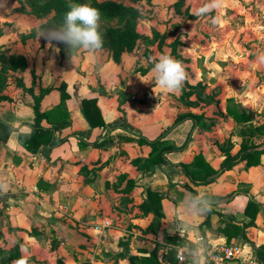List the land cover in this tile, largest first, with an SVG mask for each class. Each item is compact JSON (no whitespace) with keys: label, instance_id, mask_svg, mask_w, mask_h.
Wrapping results in <instances>:
<instances>
[{"label":"crops","instance_id":"crops-1","mask_svg":"<svg viewBox=\"0 0 264 264\" xmlns=\"http://www.w3.org/2000/svg\"><path fill=\"white\" fill-rule=\"evenodd\" d=\"M164 1L153 0L162 7ZM175 2L165 3L172 33L145 52H123L120 64L97 50L73 54L72 62L69 55H42L23 75L0 71V121L13 128L0 142V177L8 183L0 194V248L19 245L17 259L33 264H129V256L156 249L162 258L173 247L164 242L169 236L183 242L177 255L199 242L206 264L208 249L224 243L240 244L244 261L264 264V66L256 63L264 53V0H225L204 17L196 15L204 0ZM160 54L179 60L188 74L177 92L155 83L151 58ZM41 96L47 117L39 125L54 131V145L33 153L27 143ZM87 98L98 99L104 127L92 129L83 116ZM160 138L155 152L140 143ZM245 144L260 151L258 165L241 161ZM161 152L167 162L148 168ZM197 155L214 170L228 157L237 164L195 186L181 165ZM187 186L211 208L187 217L192 231L170 235L193 196ZM148 189L162 195L161 221L142 210ZM250 201L259 209L254 219L246 213ZM231 224L245 227L229 239L221 230ZM176 258L193 264L187 254L184 263Z\"/></svg>","mask_w":264,"mask_h":264},{"label":"rangeland","instance_id":"rangeland-1","mask_svg":"<svg viewBox=\"0 0 264 264\" xmlns=\"http://www.w3.org/2000/svg\"><path fill=\"white\" fill-rule=\"evenodd\" d=\"M63 2L68 8L69 3H79L77 0H50L51 7L43 4L38 8L23 7L18 2L9 0H0V9L6 13L0 16V71L11 73V76L25 74L32 68H36L40 63L42 55L49 56L53 53L61 54L64 51L67 56V45H61L58 41H49L37 37L38 28L58 27L55 21L57 13L54 4ZM111 1L127 10V13H118L112 9L106 12H100L99 32L103 37V46L101 51L109 57H114L117 50H125L128 53H134L142 48V51L150 50L154 45V40L163 36L167 37L172 33V20L169 18L168 8L163 2L154 3L153 0H86L85 3L98 9L102 3ZM181 4L182 0H176L175 3ZM129 12H134V16H129ZM157 23V24H156ZM151 24L158 25L154 27ZM155 25V26H156ZM161 25V26H160ZM171 26V27H170ZM47 50V51H44ZM97 51V50H96ZM89 50L78 49L75 54L85 55ZM120 52V51H119ZM117 52L118 57L122 52ZM44 53V54H43ZM74 54V53H73ZM44 59V57H43ZM14 72V73H12ZM4 80L6 83L8 80ZM17 78L18 86L24 87ZM122 243H126L122 241ZM5 250V251H4ZM12 251L6 248H0V264H10L12 260ZM29 262V261H28ZM27 264H33L29 262ZM35 263H37L34 260ZM45 264H53L48 259Z\"/></svg>","mask_w":264,"mask_h":264},{"label":"trees","instance_id":"trees-1","mask_svg":"<svg viewBox=\"0 0 264 264\" xmlns=\"http://www.w3.org/2000/svg\"><path fill=\"white\" fill-rule=\"evenodd\" d=\"M18 2L21 6L23 7H30V8H38L43 4H47L48 7H51V4L49 3L50 0H11ZM79 2L85 3L86 0H77ZM105 1V0H104ZM179 3V2H178ZM182 3V2H180ZM179 5V4H178ZM54 7L56 8L57 13L55 14V21L60 25L63 24L64 22V17L65 13L69 10V8H66V4L63 2L56 3L54 4ZM97 8L100 9L99 12H106L109 9H112L118 13H127V10L122 8L121 6H118L111 1H106L102 3L101 6H96ZM135 15L134 12H129V16ZM61 45H64V43H61ZM125 52V50H117V52ZM117 52L115 53L114 51V61L117 64L121 63V56L118 57ZM119 52V53H120ZM75 54V51L73 52ZM72 53V55H73ZM121 53V55H122ZM67 54L69 55V50L67 49ZM62 55L65 56V52H62ZM43 96V93H42ZM42 96L40 99H37V103L35 105V109L37 111V119H36V124L32 127V133L30 136L29 143H27V148L30 149L31 152L36 153L38 149L43 145V144H50L54 145V131L45 129L39 125V121L42 119H45L46 112H41L39 102L42 99ZM0 99H3V97H0ZM82 114L91 126L92 129H96L98 127H104L105 126V120L102 114V111L98 105V99L97 98H87L82 101V106H81ZM13 132V128L4 122L0 121V142L6 139L10 136V134ZM165 136V134H164ZM163 137V136H162ZM161 138L155 142H150L148 140H142L140 143L141 144H148L154 148V152L157 151V144L161 142ZM250 146L248 144H245L243 147V156L241 158L242 160H247L248 161V166H256L260 163V151H248ZM172 151V150H170ZM237 159L230 158L228 157L227 159L224 160L221 169L220 170H214L207 162L206 160L200 156L197 155L194 157V161L190 164H182L181 167L185 174L188 176L190 181L195 185V186H200V185H208L211 184L212 182L216 181V179L225 171L233 168L237 164ZM167 160L162 157V152L154 156L152 159L147 160L146 165L148 168H153L157 164H162L166 163ZM188 190H190L193 194V196H196L197 193L191 188L190 186H187ZM142 210L146 213H152L155 216V219L157 221H161L164 218V212H163V207H162V195L157 192L153 191L151 189H148V197L145 200V202L142 204ZM259 212L258 205L254 201H250L246 213L252 216L254 219ZM245 225L242 227L238 224H231L228 225L226 228L222 229L221 231L224 232L225 234L228 235L229 239L233 237L231 234H241ZM234 231V233H232ZM164 242L170 243L173 245L166 254H163V257L161 258L159 255L158 250H154L150 255L145 256V255H134V256H129L128 263L129 264H176L177 263V251L178 247L180 245H183V242L181 239L178 237H169L166 236L164 238ZM56 247V243L54 244ZM18 251H19V245H16L13 249V259H17L18 257ZM60 263H62L60 261Z\"/></svg>","mask_w":264,"mask_h":264},{"label":"clouds","instance_id":"clouds-1","mask_svg":"<svg viewBox=\"0 0 264 264\" xmlns=\"http://www.w3.org/2000/svg\"><path fill=\"white\" fill-rule=\"evenodd\" d=\"M225 4V0H204V3L197 8L198 17L207 16L213 10H219ZM69 10L65 13L64 22L58 27L38 28L37 37H43L49 44L55 40L67 45L69 56L72 60V53L78 49L89 50L94 52L103 46V37L99 32L100 12L88 3H69ZM220 18L217 16L213 23H219ZM151 73L155 83L168 92L179 91L188 79L182 63L170 56L169 54H160L151 58ZM256 63L264 66V53L256 56ZM8 183L6 178L0 177V194H6ZM212 201L204 196L196 195L188 198L183 205V215L185 219L178 220L169 227V234L186 233L193 230V225L187 217L202 215L210 210ZM26 249L21 248L24 253ZM185 252L191 258L193 264H206L205 249L200 246L199 242L195 246L186 245ZM10 264H27L26 258L22 255L19 259H14Z\"/></svg>","mask_w":264,"mask_h":264},{"label":"built area","instance_id":"built-area-1","mask_svg":"<svg viewBox=\"0 0 264 264\" xmlns=\"http://www.w3.org/2000/svg\"><path fill=\"white\" fill-rule=\"evenodd\" d=\"M109 226L111 224L106 222L105 227ZM207 254L211 264H262L256 260L244 261L242 246L236 243L213 245L208 249ZM177 257L180 263H184L186 261V252L180 250Z\"/></svg>","mask_w":264,"mask_h":264}]
</instances>
